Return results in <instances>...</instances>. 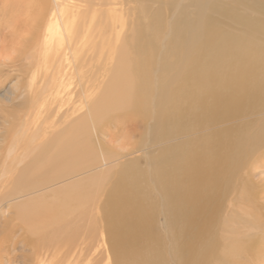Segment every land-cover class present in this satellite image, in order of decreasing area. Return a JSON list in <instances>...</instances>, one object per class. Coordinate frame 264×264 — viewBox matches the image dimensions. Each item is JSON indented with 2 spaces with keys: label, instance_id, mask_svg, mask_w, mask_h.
Returning <instances> with one entry per match:
<instances>
[{
  "label": "bare ground",
  "instance_id": "1",
  "mask_svg": "<svg viewBox=\"0 0 264 264\" xmlns=\"http://www.w3.org/2000/svg\"><path fill=\"white\" fill-rule=\"evenodd\" d=\"M14 1L4 27L27 42L0 63V82L20 73L0 97L21 112L0 110V264L20 242L29 264L260 262L264 0H188L155 60L157 0ZM112 126L128 147L100 145Z\"/></svg>",
  "mask_w": 264,
  "mask_h": 264
},
{
  "label": "rangeland",
  "instance_id": "2",
  "mask_svg": "<svg viewBox=\"0 0 264 264\" xmlns=\"http://www.w3.org/2000/svg\"><path fill=\"white\" fill-rule=\"evenodd\" d=\"M16 1L18 2V0H16ZM157 1L159 2V4L158 3H151L149 5V8H150V11L152 13H154L155 11H157V9H160L161 10V13H160V18H161L160 23L162 25V28H161L160 32H158V34L160 36H162L163 35V32H165V30H167V26L170 25L169 23L170 22H173L174 19H179L180 18L181 11L188 4V0H173L174 2L171 4L170 7H167V5H166L169 2V0H157ZM220 2H221V0H220ZM15 4L16 3H15L14 0H11V1L10 0H0V12L5 11V9H7V11H9V10L12 11L11 10L12 7H16V6H14ZM228 6H231V5H228ZM2 8H3V10H2ZM10 17H12V16L10 15ZM4 22H5V20L3 21V15H2V13H0V24H3V26L0 27V63L8 64V63H10L12 61L11 59H15V57H16V59L14 61H16L17 58H18L17 55H19L17 53H15V55H14V51H13L14 50L13 47L16 44L15 43L16 42V39H17V43H21L19 45L20 48H21V45L23 44V42L24 43L27 42V40H24L25 38L27 39V37H25L23 35V37H19L18 36L16 38L14 35H12L10 33V31L6 27H4V25H5ZM164 26H165V28H164ZM2 28L3 29L5 28L6 30L5 29L3 30ZM166 36L167 37H163L162 36L161 39H158V41H156V39L154 41H152V43H153L152 45H154L152 51H150L149 49L146 48L147 51L144 54V56H146L147 55V52L149 51V53L153 55V59L155 60V53H156V51H155V44H157L156 47L157 46L160 47V45L163 42V40H166L167 38L170 37L169 34H168V32H166ZM112 38H113L112 41L114 43H118L117 35H112ZM95 41L98 42V45L101 42L100 39H96ZM113 49H114V46H113ZM103 51H104L103 49H100V52L102 54H103ZM112 59H113V57L111 58V60ZM99 60L100 59H98L97 61H99ZM106 63L108 64L107 61H106ZM111 64H112V62H111ZM111 64L108 65V66H106L105 68H104V64H103V67H100V68L97 67L95 70H93V73L92 74H90V72L92 70H90L89 73L86 72V74H88L87 75L88 77L93 78L94 76H96L95 83L93 85L90 84V90H88L89 91L88 94L91 96L92 99L98 97L97 95L100 94L99 93L100 89H102L108 83V81H109L108 78H109V76H110V74L112 72ZM5 69H7V68H5ZM8 74H10V72H8L7 70H5L4 71V77L1 79V82H0L1 83V85H0V96L4 95L20 79L19 78L20 77V73H15V75L18 74V76L9 78L8 80L4 81V78H6ZM91 78H90V80H91ZM90 80H88V83H92ZM19 83H22V82L19 81ZM87 86H89V85L87 84ZM70 90H73V87H71ZM14 107L15 108H11L9 106V104L6 103L0 97V110H3V109L6 110V112L5 111L4 112L7 113L8 115H10V117H14L17 114H21L19 107H17V106H14ZM145 109H147V108H145ZM80 111H83V110H80ZM80 111L75 115V117L76 116H79V115H82V112H80ZM13 112H14V115H13ZM10 117H9V119H10ZM138 124H137V126L139 127V133H141L142 136H138L137 138L135 137V140H139L140 138H142L144 140L146 138L145 135H147L145 133V130H147L145 128L146 126H143L141 124L138 125ZM67 125L68 126L70 125L69 122L67 123ZM19 128L18 129L16 128L17 129L16 130L17 132H19V130H20ZM109 128H110V130H109ZM111 129H112L113 133H112ZM115 129H116V126L107 127V128H104L103 129L105 132H102V133H98L97 134V139H98V141H99V143H100V145L102 147H106L107 149H111V150H113V149L119 150L121 148L120 147V143L121 144H124V148L128 147L127 144H131V142L133 141L134 138L133 137H127V135H126L127 133L126 132H128V131L124 130L123 131L124 133H122V134L120 133V135H122L120 137V135L119 136L116 135V134H118L117 133V130L118 129H116V131H115ZM120 132H121V130H120ZM112 134H115L118 137L115 136L116 137V139H115V138H113ZM115 146H118V147L116 148ZM20 149L22 150V148H20ZM90 149H91V147H90ZM93 149H91L92 151H94L93 153H96L94 155H98L100 153L99 156H98V158H95V159L101 160L102 159L101 155L104 156V157L107 156L104 153L101 154V152L99 151V149L96 150L97 152L95 151V149L94 150ZM136 156H140L141 157L142 154H138ZM88 158L90 159L91 158V155L88 156ZM144 160L145 159L142 158L140 160V163H139L140 167H142L143 170L145 168H148V166L150 165V163L148 164L147 160H145V161ZM126 161H127L126 158L125 159H122L121 163L122 162L125 163ZM104 164H106V162ZM113 167H115V168L112 169V170L113 171H117V167L115 165H113ZM107 168H108L107 166H104L103 169H107ZM251 168L253 169V166L252 165H251ZM112 173L114 174V172H112ZM251 175H253V179H254L255 182L260 183V185H259V188L260 189L258 188L257 190H260L259 193H262V195H261V202H263V197L262 196H264V155H263V157H260V159L258 160V162L256 164H254V169H253ZM84 177H85V175L81 176V178H84ZM151 195H152V193H151ZM152 198H155V200H156L155 194L152 195ZM262 245L263 246L261 247V254H263V257L260 258L261 261L258 262V263H256V264H264V241H263ZM31 252H32L31 251V247L24 245V242L23 243L20 242L19 243V246L16 247L15 252H14V255L16 256L15 257V260L11 264H29V262H30L29 259H30V256H31ZM245 264H254V263L249 262V263H245Z\"/></svg>",
  "mask_w": 264,
  "mask_h": 264
}]
</instances>
